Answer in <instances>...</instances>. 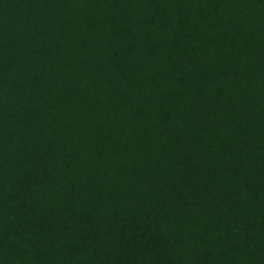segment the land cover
Segmentation results:
<instances>
[{"label": "trees", "instance_id": "1", "mask_svg": "<svg viewBox=\"0 0 264 264\" xmlns=\"http://www.w3.org/2000/svg\"><path fill=\"white\" fill-rule=\"evenodd\" d=\"M0 264H264V0H0Z\"/></svg>", "mask_w": 264, "mask_h": 264}]
</instances>
